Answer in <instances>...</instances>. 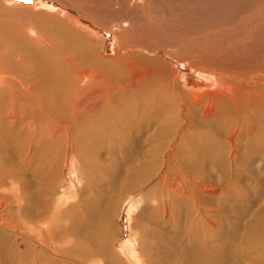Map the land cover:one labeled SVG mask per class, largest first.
I'll list each match as a JSON object with an SVG mask.
<instances>
[{
  "label": "rangeland",
  "instance_id": "rangeland-1",
  "mask_svg": "<svg viewBox=\"0 0 264 264\" xmlns=\"http://www.w3.org/2000/svg\"><path fill=\"white\" fill-rule=\"evenodd\" d=\"M18 1L19 5H13ZM144 1L149 2L150 13L137 0H0V23L16 25L27 17L39 21V26L66 30L100 57L101 67L110 76L99 87L93 86L105 93L104 108L78 118L65 140L68 146L57 144L40 159L35 151H26L20 130L13 133L17 138L11 142L0 140V264H20L27 252L28 260L38 256V264H51L42 260L46 251L31 240L38 226L47 232V222L54 224L51 229L68 227L71 235L80 232L86 248L82 258L76 253L70 261L61 259L63 252L57 254L53 246L49 250L54 253L52 264H252L264 260V106L249 104L240 126L234 125L237 114L228 101L239 94L226 80L227 75L245 79L264 73V16L260 37L250 38L264 0ZM141 16L144 23L139 22ZM239 24L246 30L242 33L247 48L241 51L235 48L242 37ZM77 26L96 32L97 42L78 33ZM163 38L169 45L162 43ZM182 45L184 53L178 55ZM169 54L180 60L198 55L192 62H205L202 67L223 76L225 86L221 84L215 94L208 92L200 106H194L187 95L191 90L176 81L175 104L169 112L179 116L191 112L195 117L191 135L188 132L180 143L195 152H187V159L174 152L171 161H164L161 158L173 132L156 108L150 80L148 87L135 88L129 68L135 65L137 71L147 61L154 65L163 55L164 63L181 75L200 74L204 79L198 82V90L215 89L207 80L211 74L189 71ZM79 67L70 65L66 73ZM77 84L72 87L83 88L87 81ZM217 93L226 100H218ZM208 104L227 107L228 112L202 119ZM96 115L95 121L81 122L84 116ZM0 136L10 139L7 131H0ZM212 145L211 156L206 149ZM190 154L197 160L190 159ZM71 235L58 245L65 250L71 247Z\"/></svg>",
  "mask_w": 264,
  "mask_h": 264
},
{
  "label": "bare ground",
  "instance_id": "bare-ground-1",
  "mask_svg": "<svg viewBox=\"0 0 264 264\" xmlns=\"http://www.w3.org/2000/svg\"><path fill=\"white\" fill-rule=\"evenodd\" d=\"M137 1L142 8L145 7L147 9V13H150L149 2L145 4L144 0ZM13 5H19V1L13 3ZM126 8L128 9V12L131 11V7L129 5ZM257 14L259 15L260 21H258L257 23L255 21L253 23V27L250 30L251 36L249 35L250 38H254V40H257L260 37L259 32H263L261 27V18L264 16V6L258 9ZM141 18L142 20H139V22L144 21V17H139V19ZM38 22H33L30 18L22 17V19L17 20L18 24L16 25H12L11 23H0V131L9 132V136L7 137V139L10 138L9 140H4L5 137L0 136V140L4 141V143H7V141L11 142L13 139L17 138L13 135V133H16L17 130H20L21 134L24 136L23 144H26L27 146L26 151L27 149L35 151V154L37 153L38 157L41 159L44 154L50 152L57 144H64L68 146L69 143L65 140L68 138L69 132H71L74 126L78 124V118L86 113L95 114L99 112L98 110L100 109V107H102V95H104L105 93L103 94L102 91L96 90L93 86L99 87L98 85H100L106 77L109 78L110 76L108 75V73H106L105 70H103V67H101V62L99 61L100 57H98V55H96L95 52L89 47H86V44L81 43L79 39L74 38L75 36L73 37L71 35L72 37H70L69 34L67 35L66 30L60 29L58 31L57 28H54L53 26H39ZM259 24L260 28L258 26ZM46 27H48L49 29L47 30ZM238 27L240 28L238 31L239 35H241L242 37L241 40L239 39L240 37L238 38L240 43L235 48L240 50V48L243 46L247 48V46L244 45L246 36L242 33L246 30L243 28V24H239ZM76 31L78 33L84 34L86 36V39H88L89 41L97 42L95 34L96 32L93 33L86 26H77ZM222 31L226 32L227 30ZM160 39H162V37ZM160 39L158 40L161 42ZM164 39L165 38H163L162 43L166 42V40ZM166 43L168 44V42ZM229 47L232 48V46H227L226 49H228ZM183 48L184 45L178 47V55L184 53ZM140 49L142 48L140 47ZM146 51L150 50L146 49ZM233 52L235 55V50ZM228 55L231 54L229 53ZM169 56L183 63V65L187 67L189 71L203 70L204 72H206V74L207 72L211 74L215 79L211 77L207 78V80L210 82L212 81L211 83L213 84V87L215 89L211 90L209 88L204 91L201 89L203 88V86H201V91L198 90V82H202L201 79L204 78L200 74H196V76L192 75L189 77H186L183 74L181 75L174 69L175 67L170 68L168 67V63H164L162 59L163 55H161V58L157 57L155 59V61H157L158 63L156 62L154 65L151 64V62H148L147 59V64H140L143 67H138L137 71L134 70L135 65L129 68L130 73L133 71L130 78L132 79V82H134L133 86L135 88L148 87V79L150 80L149 86L150 88L153 87V92H155L153 98L156 102V108L162 111L161 118L170 125L171 132H173V137L167 146V152L164 153L166 155L163 154L161 158L164 161H171L173 159V155L170 156V154L174 152H176V154L183 159L188 158L186 154L187 152H195L190 145L187 148H184L180 145V143L183 142L187 137L189 130H191V128L194 126L193 118L195 117L192 116L191 112L184 114L180 113V116L179 114L175 113L174 115L169 112V110L173 107V104H175V102L173 101L176 96H174V94L177 93L176 81L179 80L181 83H183V86H187L191 90V93L188 92L187 94L189 97H187L191 99L190 102L194 106L200 104L202 99L207 97L206 94H208V92H213L212 94H215L214 92L222 84V81H224L223 76L219 75V77H216V73H214V71L208 69V67H202L205 62L203 64L193 63L192 58L198 57V55L192 56L190 58H184L183 60H180V56L174 54H169ZM177 60L175 61L177 62ZM187 60L191 61V65H189V62H186ZM75 64L81 66L77 69L78 71L74 72L73 69L70 73L67 74L66 72L69 71L70 65ZM231 64H233V62ZM254 65L255 64H253V66ZM244 67H246V64ZM235 77L234 75H227V79H225L228 80L230 89L239 94L238 96H235V98L231 97L228 102H230V104L232 105L231 108L233 111H235L234 113L237 114L236 116H234V125L240 126L239 124L241 117L246 112L245 110L246 108H248L249 104H252L251 106L254 105V108L258 107L259 105L264 106V73L258 72L257 74L250 75L245 79H236ZM85 79L87 81V84L83 88H79L78 86L74 85L73 87L75 88V90L73 91L72 85L81 83ZM171 84L173 86L169 87ZM205 85L206 84H204V87H207ZM129 86L130 87L126 88H131V85ZM168 89L170 91H168ZM219 89H221V87ZM109 92L110 91H108V93ZM171 92L173 93L172 96ZM221 93H223V91ZM221 95L222 94L219 95L217 93L215 96L216 98H218V100H224L225 98H220ZM111 100L112 99H110V102H112ZM107 101L108 100H106L105 102ZM213 106L214 105L209 106V104L208 106H206L204 112H202V119L213 118L217 116L216 114L218 112L227 110V107L226 109H216L213 108ZM220 107H222V105ZM200 114L201 113H199V116ZM97 116L98 115L84 116L82 117L81 122L83 123L85 121H95L97 120ZM213 146L214 145L206 149L208 154L212 153L211 156L213 155L212 151H215V147ZM203 153L205 152L203 151ZM190 159L197 160L193 154H190ZM47 223V232L43 231V225L38 226V228L36 229L33 227V229H35V234L33 239H31L34 244H37L39 248L41 247V251H46L47 254H45V257H42V260L45 261V259H47L51 264L54 262V253L49 251L53 246L57 248V254H62L63 252V257L61 259H70V261H72V257L76 253H78V257L81 258L85 255L86 248L84 244V238H80V232L71 235L69 233L68 227L51 229L55 227L54 224H52L51 222ZM67 235L73 236L74 241L71 244V247H68L65 250L64 247L58 245V242H60ZM27 253L21 255L20 264L39 263L41 259L40 257L35 256L32 260H28L29 257L27 256ZM78 262L81 261L79 260ZM252 264H264V260H255L252 262Z\"/></svg>",
  "mask_w": 264,
  "mask_h": 264
}]
</instances>
